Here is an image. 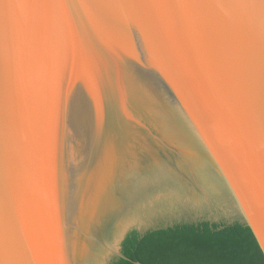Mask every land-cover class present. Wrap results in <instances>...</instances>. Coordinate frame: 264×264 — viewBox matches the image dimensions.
Instances as JSON below:
<instances>
[{
	"label": "water",
	"instance_id": "1",
	"mask_svg": "<svg viewBox=\"0 0 264 264\" xmlns=\"http://www.w3.org/2000/svg\"><path fill=\"white\" fill-rule=\"evenodd\" d=\"M201 222L264 254V0H0V264Z\"/></svg>",
	"mask_w": 264,
	"mask_h": 264
},
{
	"label": "trees",
	"instance_id": "2",
	"mask_svg": "<svg viewBox=\"0 0 264 264\" xmlns=\"http://www.w3.org/2000/svg\"><path fill=\"white\" fill-rule=\"evenodd\" d=\"M122 253L143 264H264L250 227L210 222L181 223L141 235L131 231ZM113 264H134L118 259Z\"/></svg>",
	"mask_w": 264,
	"mask_h": 264
}]
</instances>
